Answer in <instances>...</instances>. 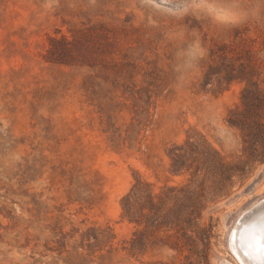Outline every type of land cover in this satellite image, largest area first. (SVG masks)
<instances>
[{
  "label": "rangeland",
  "instance_id": "rangeland-1",
  "mask_svg": "<svg viewBox=\"0 0 264 264\" xmlns=\"http://www.w3.org/2000/svg\"><path fill=\"white\" fill-rule=\"evenodd\" d=\"M215 2L0 0V264L242 263L264 0L239 27Z\"/></svg>",
  "mask_w": 264,
  "mask_h": 264
},
{
  "label": "bare ground",
  "instance_id": "bare-ground-1",
  "mask_svg": "<svg viewBox=\"0 0 264 264\" xmlns=\"http://www.w3.org/2000/svg\"><path fill=\"white\" fill-rule=\"evenodd\" d=\"M250 210H253V209L251 208ZM247 214H248V211H247ZM244 216H245V213L243 217ZM240 229H242L241 232H239ZM235 230H236L235 236L237 237L238 235H240L241 239L240 241H236L235 240L236 238H234L232 246H234V249L236 253L238 254L236 256L237 257L239 256L242 262L240 263L241 264H264V207H260L256 213H254L253 215L249 217V220L245 224L242 223ZM230 246H231V243H230Z\"/></svg>",
  "mask_w": 264,
  "mask_h": 264
},
{
  "label": "clouds",
  "instance_id": "clouds-1",
  "mask_svg": "<svg viewBox=\"0 0 264 264\" xmlns=\"http://www.w3.org/2000/svg\"><path fill=\"white\" fill-rule=\"evenodd\" d=\"M196 7H204L210 10L212 20L217 25H227L229 27H239L244 25L251 15H255V6L247 3L246 0H216L212 4L195 5ZM217 10L222 14L217 15ZM194 49L198 50L200 56L206 53L205 49H201L197 42Z\"/></svg>",
  "mask_w": 264,
  "mask_h": 264
}]
</instances>
